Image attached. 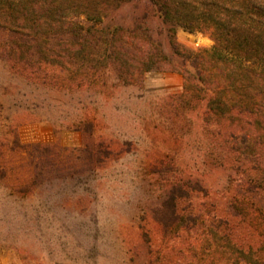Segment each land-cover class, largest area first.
I'll use <instances>...</instances> for the list:
<instances>
[{"label":"rangeland","instance_id":"374dc122","mask_svg":"<svg viewBox=\"0 0 264 264\" xmlns=\"http://www.w3.org/2000/svg\"><path fill=\"white\" fill-rule=\"evenodd\" d=\"M148 4L104 6L101 23L83 7L72 16L84 27L130 28ZM150 14V33L169 60H149L133 83L116 64L144 63L112 58L113 45L103 53L59 39L29 45V31L0 20V264H264V211L238 191L239 169L257 157L226 156L225 119L215 116L206 129L204 92L185 89L169 25ZM177 40L196 52L214 45L209 31L183 27ZM36 145L52 148L69 172L24 193ZM91 154L103 160L95 169ZM196 181L207 191L189 201L203 220L166 234L158 212L168 190ZM209 214L231 221L236 243L211 233ZM251 243L256 250L241 253L239 244Z\"/></svg>","mask_w":264,"mask_h":264},{"label":"trees","instance_id":"16d2710c","mask_svg":"<svg viewBox=\"0 0 264 264\" xmlns=\"http://www.w3.org/2000/svg\"><path fill=\"white\" fill-rule=\"evenodd\" d=\"M85 1L93 3V7L87 6ZM129 1L132 0H0V20L15 31H29V45L32 41L50 44L59 39L76 43L81 50L93 49L99 53L113 45L112 58L122 62L141 59L144 63L138 64V68L133 67L136 64H116L119 65L116 68L121 79L133 83L136 77L139 78L154 65L149 64L151 60H169L147 25L150 11L159 13L169 25L174 52L184 60L172 64L173 69L182 73L187 91L204 92L200 99L206 103L203 112L206 129L212 130L210 125L215 116L219 120L225 119L224 128L218 127L224 131L222 142L228 150L226 156L257 157L258 164L239 169L243 180L239 182L238 191L246 198L257 201L259 210L263 212L264 0H147L148 11L135 26H117L112 30L100 24L105 15L104 6L119 7ZM76 6L83 7L85 13L91 12L100 23L84 27L75 21L72 15L76 13ZM180 27L189 31H209L214 45L198 52L185 48L177 40ZM138 52L146 54L139 58ZM214 131H217L216 128ZM36 151L38 157L32 160L29 181L19 188L24 193L33 192L47 180L65 177L69 172L65 160L55 156L49 146L36 145ZM93 156L91 154L89 158L90 169L103 162L100 157ZM232 159L235 161L234 157ZM189 187L186 189L185 185L175 183L166 194L163 209L158 212L166 234L178 230L183 223L190 229L196 228L203 220L192 195L197 197L207 190L199 181ZM208 217L207 226L212 234L220 236L226 244L230 241L236 243L230 220L217 214H209ZM248 227L252 234L258 231L254 224ZM239 245L241 253L256 250L252 243Z\"/></svg>","mask_w":264,"mask_h":264}]
</instances>
